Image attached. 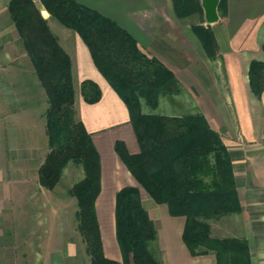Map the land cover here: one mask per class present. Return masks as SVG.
Returning <instances> with one entry per match:
<instances>
[{"label": "trees", "instance_id": "trees-1", "mask_svg": "<svg viewBox=\"0 0 264 264\" xmlns=\"http://www.w3.org/2000/svg\"><path fill=\"white\" fill-rule=\"evenodd\" d=\"M38 1L49 18L79 37L96 70L124 103L139 151L130 154L122 141L115 142L114 151L154 203L165 205L171 217L184 218L181 240L190 256L213 255L216 264H250L245 240L210 236L208 219L240 211L230 157L220 135L202 114L163 116L141 110L142 103L155 109L160 97L178 93L172 71L98 11L76 0ZM171 2L180 21L202 12L199 0ZM7 10L46 96L49 151L38 168V184L52 191L69 162L80 165L82 178L69 194L76 201L74 218L90 264H119L103 252L95 207L101 191L100 158L90 134L74 118L70 58L33 0H10ZM219 10L225 14L226 0H219ZM190 30L206 57L216 60L218 49L211 27L194 24ZM261 48L264 51V43ZM263 83L264 62L253 60L248 67V86L258 100ZM79 91L87 104L100 99V90L91 80L82 81ZM113 213L122 263L161 264L149 249L156 230L137 187L125 186L115 193Z\"/></svg>", "mask_w": 264, "mask_h": 264}, {"label": "crops", "instance_id": "crops-1", "mask_svg": "<svg viewBox=\"0 0 264 264\" xmlns=\"http://www.w3.org/2000/svg\"><path fill=\"white\" fill-rule=\"evenodd\" d=\"M9 1L0 0V65L10 61L17 50L11 42V37H16L12 36L15 27L7 10ZM76 1L116 22L136 40L143 52L155 43L153 39L160 28L159 18L171 13L174 15L171 0ZM199 3L201 6V0ZM42 16L49 25V15ZM218 17L216 23L209 25L218 49L215 61L219 68L212 72L213 80L200 71L190 69L181 73L172 66L168 69L180 87L193 97L197 112L220 135L230 157L240 211L208 219L211 233L216 224V238L245 240L250 264H264V86L260 100L254 97L248 86L250 62H264L261 48L264 43V0H226L225 14ZM71 46L73 51L67 54L71 61L74 111L90 134L100 158L101 191L95 207L105 255L114 244L118 247L113 210L115 193L119 188L115 185H138L116 155L114 144L122 141L130 154H137L139 149L124 103L96 70L88 49L77 35ZM152 51L151 56L164 64L161 50ZM184 61L189 60L184 57ZM76 77L77 90L73 82ZM84 80H91L98 86L100 99L97 103L83 101L79 88ZM106 194L109 195L108 200L104 198ZM108 201L111 209L108 222L115 242L105 241V230L107 232L109 226L103 218L102 208L105 202L109 204ZM149 207L165 214L162 227L155 228L161 264H215L211 255L190 256L181 240L184 218L171 217L165 205L149 203Z\"/></svg>", "mask_w": 264, "mask_h": 264}, {"label": "rangeland", "instance_id": "rangeland-1", "mask_svg": "<svg viewBox=\"0 0 264 264\" xmlns=\"http://www.w3.org/2000/svg\"><path fill=\"white\" fill-rule=\"evenodd\" d=\"M33 1L43 15L44 9L40 2ZM219 15H223L221 10ZM49 21V28L51 27L58 43L67 53H72L71 45L76 38L74 32L60 28L56 20L49 18ZM158 21L160 28L153 41L154 45H164H150L145 53L151 56L152 50L159 48L167 68L172 66L181 73L190 69L200 71L211 80L212 72L219 68L218 64L206 57L201 44L190 30V26L194 24L207 26L203 12L183 21L171 13L161 16ZM12 33L16 37H11L14 50L17 47L16 53L10 61L0 65V264H90L74 218L76 201L69 194L71 187L82 178L81 166L69 162L52 191L38 184L37 171L49 151L44 119L46 96L20 45L17 32L12 30ZM184 57L189 61H184ZM73 82L76 86L77 77ZM75 88L77 90V86ZM141 110L144 114L163 116L199 114L193 97L179 84L177 94L160 97L155 109L142 103ZM74 118L78 120L76 113ZM65 126L67 120L64 121ZM115 186L121 189L128 185ZM130 186L139 189L142 205L145 210H149L147 213L154 227L161 228L165 219L164 212L162 215L157 209L152 211L149 203L151 205L154 202L142 188L139 185ZM107 187L110 189V185ZM104 198L108 200L109 195L106 194ZM102 210L103 218L106 222L110 221V203L105 202ZM207 223L209 224L208 221ZM108 226L105 241L113 242V229L109 222ZM209 226L210 236L216 238V224L213 225L212 233L211 225ZM149 249L158 260L160 251L156 238L150 243ZM105 256L123 264L115 244L112 250L105 252Z\"/></svg>", "mask_w": 264, "mask_h": 264}, {"label": "water", "instance_id": "water-1", "mask_svg": "<svg viewBox=\"0 0 264 264\" xmlns=\"http://www.w3.org/2000/svg\"><path fill=\"white\" fill-rule=\"evenodd\" d=\"M219 0H201L204 21L207 25L216 23L219 19L217 9Z\"/></svg>", "mask_w": 264, "mask_h": 264}, {"label": "bare ground", "instance_id": "bare-ground-1", "mask_svg": "<svg viewBox=\"0 0 264 264\" xmlns=\"http://www.w3.org/2000/svg\"><path fill=\"white\" fill-rule=\"evenodd\" d=\"M43 15H46V13H45V12H43Z\"/></svg>", "mask_w": 264, "mask_h": 264}]
</instances>
